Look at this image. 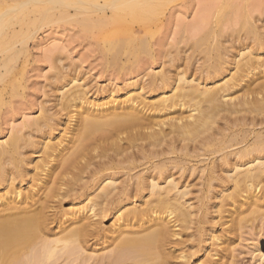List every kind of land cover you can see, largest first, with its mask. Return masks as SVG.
Wrapping results in <instances>:
<instances>
[{
	"label": "bare ground",
	"instance_id": "1",
	"mask_svg": "<svg viewBox=\"0 0 264 264\" xmlns=\"http://www.w3.org/2000/svg\"><path fill=\"white\" fill-rule=\"evenodd\" d=\"M5 1L0 83L14 70L11 42L46 22L138 27L103 33L116 74H137L126 97L93 99L72 79L0 141V264H243L240 247L264 264L263 21L237 8L236 20L195 19L183 25L199 32L187 50L159 54L148 30L169 24L155 10L171 0Z\"/></svg>",
	"mask_w": 264,
	"mask_h": 264
},
{
	"label": "rangeland",
	"instance_id": "2",
	"mask_svg": "<svg viewBox=\"0 0 264 264\" xmlns=\"http://www.w3.org/2000/svg\"><path fill=\"white\" fill-rule=\"evenodd\" d=\"M4 1L5 0H0V12L5 10L3 9L4 7L6 8V6H10L8 1ZM254 1H256V3L259 1V4L262 5L260 10L258 9L252 11V9H250L255 3ZM103 2V0H100L101 4H103ZM262 2H264V0H171L164 5L162 4L163 6H158L159 8H157L159 11L158 9L155 10L158 17L164 19L166 22L168 21L169 24L162 29L158 26H152L150 28L151 32L148 30L147 37H149L153 43H157L156 45L154 44L152 48L155 53L170 54L171 52H175L174 50L178 47H182L187 50L189 45L186 46L187 44L185 43V39L188 36L196 39L197 36H199V32L197 30L190 31L185 29L184 26L186 24L189 25L193 22V20L196 21L200 18H204L205 16L208 17L209 20L214 21V18L220 15L221 17L224 16L223 19H228L229 17L231 19L232 15V18L234 17L236 20L237 18H240L241 13H248L247 16L252 19L258 20L259 18V21H263L262 23L264 24V3ZM229 6L232 7V13ZM244 7L245 9L249 8V10H245ZM235 8H237V10L241 13ZM242 8L247 12H242ZM111 11L112 10L110 8L107 9L109 15ZM237 13H239V16H237ZM128 18L129 17H125L126 20L124 19L128 23V26H133L134 29H136L138 27L137 23L135 24V22L130 21L131 19H129L128 22ZM73 19V22L75 23L71 22V24L70 21ZM73 19H70L69 23L67 21L68 19H66V21L61 20L58 22H46L42 24L43 26H39L40 28L36 30L34 35L27 40L26 45L20 44L18 41H12L13 43L11 42V45H13L11 46L13 48L12 52L15 54L17 52V58H15L12 63V66H14V70L12 71L13 73L11 72L7 74L6 78H4L5 81L0 83V90L5 88L2 95L3 103L0 101V141L9 138V136L17 130H25L22 128L23 122L33 119L34 117H38L42 109H49L50 107L52 109V107L56 104L55 99L58 97L57 88L72 79L76 81L75 83L77 85H85L84 89H86L89 94L87 96H91L93 99L95 96L97 100H100L103 97L109 98L111 96L118 98L126 97L127 85L130 84V81L133 82L132 80H135L137 74L134 72V74H131L130 76L117 75V67L114 65L112 59L109 60V57L111 56H109L106 45L103 41V33L104 31L112 30V27H122L123 25L127 26V23L123 21L119 22V24L118 21H115L117 25L112 24L111 27L106 26L103 30L95 28V30L99 33L97 31L94 33L95 30L92 29L94 30L92 32L90 29L88 31L91 33L86 32L87 34H85V31L82 33V28H79L81 26L78 22V16ZM75 19H77L78 23H76ZM236 25L237 24H235L232 29H238L239 26ZM19 28L20 26L18 27V25H14L10 28V32L12 30L19 31ZM29 28H31L32 31H34L33 28L37 29L32 26ZM226 32H230V29H227ZM140 35L144 34L141 33ZM179 40H182V42L184 41V43L181 42L178 44ZM109 53L111 54V52ZM2 57H4V55H1V58ZM162 59L159 61L158 65L152 67L153 71L157 72L162 69L163 66L159 65L161 62L163 63ZM164 62H167L166 59ZM136 69H138V67ZM149 70L145 73H149L151 71ZM57 75H61L60 78H57ZM9 84L12 86L11 88ZM13 85L14 88H17L18 90H14ZM35 159L37 160L38 158ZM205 163L208 162L206 161ZM192 176L187 175L189 178L188 180H193L190 182V185L196 184L199 181V175L197 173H194ZM110 223L111 220L108 218L105 220L104 226L107 227ZM246 243L249 245L252 242L249 241ZM256 243L259 245L261 244L260 241H255V244ZM240 248L241 249L239 251L242 254H240L239 251H237V253H239L238 255L240 256H238L239 259H243L241 262H243V264H253L254 262L250 261L251 255H247V253H249L247 248ZM259 250L260 253L264 254V246H260Z\"/></svg>",
	"mask_w": 264,
	"mask_h": 264
}]
</instances>
